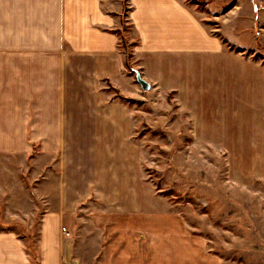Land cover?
Instances as JSON below:
<instances>
[{
    "label": "crops",
    "instance_id": "1",
    "mask_svg": "<svg viewBox=\"0 0 264 264\" xmlns=\"http://www.w3.org/2000/svg\"><path fill=\"white\" fill-rule=\"evenodd\" d=\"M204 1L0 0V264H142L156 230L162 248L139 180L105 169L122 136L174 115L192 135L264 116V15Z\"/></svg>",
    "mask_w": 264,
    "mask_h": 264
},
{
    "label": "rangeland",
    "instance_id": "2",
    "mask_svg": "<svg viewBox=\"0 0 264 264\" xmlns=\"http://www.w3.org/2000/svg\"><path fill=\"white\" fill-rule=\"evenodd\" d=\"M190 1L201 7L208 2ZM235 2L226 0L222 9L230 10ZM253 3L256 13L264 15V0ZM202 16L214 25L213 19ZM260 57L264 60V53ZM252 105L264 111L263 103ZM173 106L175 112L177 104ZM162 121L140 134L122 136L121 146L114 148V164L105 168L139 180L138 187L134 182L131 186L144 196L140 202L147 214L141 223L163 227L162 248L150 242L157 239L159 245V232H147V262L142 264H264V116L224 117L213 129L219 133L207 135L190 134L177 125L175 115L174 124L169 116ZM178 122L185 124L186 119ZM252 131L257 133L249 134ZM104 137L98 136L99 152L112 159L114 149L108 153L109 144L101 146ZM87 139L81 138L82 154L90 150ZM62 233L69 240L76 232L65 226ZM37 244L35 232L29 246L35 259ZM82 264H91V256Z\"/></svg>",
    "mask_w": 264,
    "mask_h": 264
},
{
    "label": "water",
    "instance_id": "3",
    "mask_svg": "<svg viewBox=\"0 0 264 264\" xmlns=\"http://www.w3.org/2000/svg\"><path fill=\"white\" fill-rule=\"evenodd\" d=\"M136 80H137V82L140 84V86H141V88L143 89V90H146V89H148L149 88V84H148V82L146 81V80H144L143 78H141V76L137 73V75H136Z\"/></svg>",
    "mask_w": 264,
    "mask_h": 264
},
{
    "label": "trees",
    "instance_id": "4",
    "mask_svg": "<svg viewBox=\"0 0 264 264\" xmlns=\"http://www.w3.org/2000/svg\"><path fill=\"white\" fill-rule=\"evenodd\" d=\"M195 1H197V2H202L201 0H195Z\"/></svg>",
    "mask_w": 264,
    "mask_h": 264
},
{
    "label": "built area",
    "instance_id": "5",
    "mask_svg": "<svg viewBox=\"0 0 264 264\" xmlns=\"http://www.w3.org/2000/svg\"><path fill=\"white\" fill-rule=\"evenodd\" d=\"M64 264H68V263H64Z\"/></svg>",
    "mask_w": 264,
    "mask_h": 264
}]
</instances>
